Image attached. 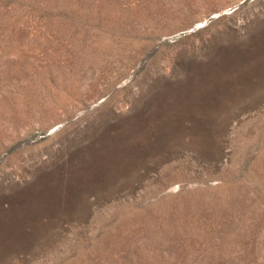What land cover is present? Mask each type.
<instances>
[{
    "label": "rangeland",
    "instance_id": "obj_1",
    "mask_svg": "<svg viewBox=\"0 0 264 264\" xmlns=\"http://www.w3.org/2000/svg\"><path fill=\"white\" fill-rule=\"evenodd\" d=\"M0 264H264V0H0Z\"/></svg>",
    "mask_w": 264,
    "mask_h": 264
}]
</instances>
